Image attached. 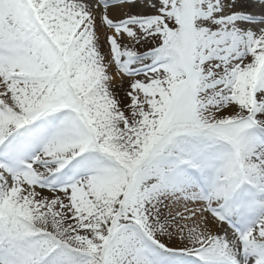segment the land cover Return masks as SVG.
<instances>
[{"label": "snow or ice", "instance_id": "obj_1", "mask_svg": "<svg viewBox=\"0 0 264 264\" xmlns=\"http://www.w3.org/2000/svg\"><path fill=\"white\" fill-rule=\"evenodd\" d=\"M0 264H264V0H0Z\"/></svg>", "mask_w": 264, "mask_h": 264}]
</instances>
